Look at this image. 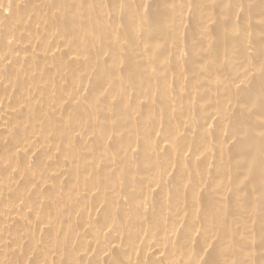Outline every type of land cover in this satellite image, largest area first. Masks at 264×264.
Instances as JSON below:
<instances>
[{"label":"bare ground","instance_id":"bare-ground-1","mask_svg":"<svg viewBox=\"0 0 264 264\" xmlns=\"http://www.w3.org/2000/svg\"><path fill=\"white\" fill-rule=\"evenodd\" d=\"M0 264H264V0H0Z\"/></svg>","mask_w":264,"mask_h":264}]
</instances>
